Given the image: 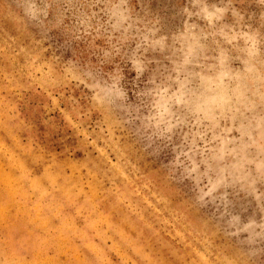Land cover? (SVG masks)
Masks as SVG:
<instances>
[{
	"label": "rangeland",
	"instance_id": "obj_1",
	"mask_svg": "<svg viewBox=\"0 0 264 264\" xmlns=\"http://www.w3.org/2000/svg\"><path fill=\"white\" fill-rule=\"evenodd\" d=\"M0 264H264V0H0Z\"/></svg>",
	"mask_w": 264,
	"mask_h": 264
}]
</instances>
